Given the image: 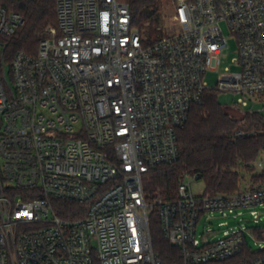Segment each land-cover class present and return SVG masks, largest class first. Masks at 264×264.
Returning <instances> with one entry per match:
<instances>
[{
    "label": "built area",
    "instance_id": "built-area-1",
    "mask_svg": "<svg viewBox=\"0 0 264 264\" xmlns=\"http://www.w3.org/2000/svg\"><path fill=\"white\" fill-rule=\"evenodd\" d=\"M56 4L37 53L18 51L0 74V264H163L155 208L177 264H264L258 252L244 256L243 229L216 239L197 231L209 212L248 208L262 220L264 186L196 194L185 179L198 176L185 174L167 200L144 186L179 159V133L208 92L237 94L224 105L231 114L258 112L248 107L264 102V0H173L169 35L155 39L125 0ZM23 23L0 0V48ZM224 26L241 69L225 67L210 87ZM245 134L257 131L236 135ZM60 202L76 203V215L61 216ZM251 231L264 240V227Z\"/></svg>",
    "mask_w": 264,
    "mask_h": 264
},
{
    "label": "trees",
    "instance_id": "trees-1",
    "mask_svg": "<svg viewBox=\"0 0 264 264\" xmlns=\"http://www.w3.org/2000/svg\"><path fill=\"white\" fill-rule=\"evenodd\" d=\"M12 12L24 19L16 33L3 38L0 48V74L10 66L18 51L37 53L45 29L57 25L56 0H1ZM131 9L133 23L140 29L158 25L161 20L162 0H125ZM256 130L257 134L237 136L240 130ZM180 157L172 164L161 165L145 176L148 197L159 194L163 199L177 196L178 186L185 174L197 175L206 186L204 193L232 192L240 188L243 172L251 174L256 183H264V172H256L254 162L264 152V119L259 112L244 117L232 115L224 109L219 93L208 92L204 101L195 105L190 118L179 133ZM76 203L60 202L58 213L75 216ZM153 248L163 264H177L179 250L166 239L155 208L150 217ZM253 253L246 247L244 256ZM264 256V251L258 252Z\"/></svg>",
    "mask_w": 264,
    "mask_h": 264
},
{
    "label": "rangeland",
    "instance_id": "rangeland-1",
    "mask_svg": "<svg viewBox=\"0 0 264 264\" xmlns=\"http://www.w3.org/2000/svg\"><path fill=\"white\" fill-rule=\"evenodd\" d=\"M174 11L173 0H162V11H161V20L158 25L148 27L146 30L149 31V36L153 39L157 38L159 35L167 36L171 30V20L170 17ZM161 28V30L159 29ZM226 36L228 38V46L224 50L222 55V64L220 68L216 71H210L206 74L205 80L207 81L210 87H216L221 73L225 72V67H229L231 71H240V66L234 64V59L238 56L237 53V43L235 38L231 37L227 28L224 26ZM239 96L234 93L229 92H220L219 100L223 105H230L233 102L237 101ZM249 109L257 110L264 119V102H250ZM234 115V114H232ZM237 116V115H235ZM258 162H263L264 165V152H261L258 159ZM255 165V163H254ZM264 171L260 166L256 165V172L262 173ZM244 179L240 184V188L249 189L251 187H258L261 183H256L251 178V174L244 171ZM146 176H144L145 181ZM186 182L192 181V188L194 193L201 194L206 190V186L203 180H194L191 178H186ZM239 188V189H240ZM262 217V220H255L251 214V209L242 208L238 209L233 214L228 216H223L222 213L209 212L205 214L200 223L198 224V235L201 236L205 232H210V237L216 239L222 237L225 231H234V230H245L248 249L252 252H259L263 249L264 240L257 238V236L251 231L253 228H263L264 227V205L256 208ZM213 230V231H212Z\"/></svg>",
    "mask_w": 264,
    "mask_h": 264
},
{
    "label": "crops",
    "instance_id": "crops-1",
    "mask_svg": "<svg viewBox=\"0 0 264 264\" xmlns=\"http://www.w3.org/2000/svg\"><path fill=\"white\" fill-rule=\"evenodd\" d=\"M256 161H257V160H256ZM263 172H264V171H263ZM259 186H264V183H262V184H259V185H258V187H259Z\"/></svg>",
    "mask_w": 264,
    "mask_h": 264
}]
</instances>
